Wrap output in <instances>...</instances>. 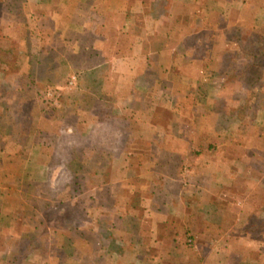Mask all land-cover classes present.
<instances>
[{
    "label": "crops",
    "instance_id": "1",
    "mask_svg": "<svg viewBox=\"0 0 264 264\" xmlns=\"http://www.w3.org/2000/svg\"><path fill=\"white\" fill-rule=\"evenodd\" d=\"M235 29L264 33V0H0V264H264V122L215 108ZM71 74L50 113L42 87ZM93 160L89 194L115 199L90 249L55 191Z\"/></svg>",
    "mask_w": 264,
    "mask_h": 264
},
{
    "label": "rangeland",
    "instance_id": "2",
    "mask_svg": "<svg viewBox=\"0 0 264 264\" xmlns=\"http://www.w3.org/2000/svg\"><path fill=\"white\" fill-rule=\"evenodd\" d=\"M227 37V41L235 42L234 48H226L223 51V60H222V66L219 68V72L213 76L214 78V84L221 85L223 87V93L224 98L218 99L216 102L215 108L219 111H221L220 116V122L225 125H230V120H235L236 117L240 118V116H244L243 118L246 119L248 116H256L258 117L257 122V129L256 133H252L254 136L255 134H258L260 124L264 122V113H259L258 110L261 109L262 106H264V33H252L248 34L245 31L242 32L240 29H235L231 33L225 35ZM20 56V60H24V56H27L21 50L18 54V57ZM249 65V66H248ZM215 66L213 65L212 68H210V71H213ZM18 71L22 69L23 71L17 72V74H20L21 79L18 78L15 82V85H18L19 87H22L24 85V88L26 87V82H23L24 80V67L22 65L17 67ZM2 73V72H1ZM75 74H71L67 76L62 83L59 85L53 86L52 83H47L42 87L41 97H38L37 100L39 103L45 102L47 99L48 101V111L50 113L55 112L56 106L60 104V101L64 99L65 97L69 96L70 91L76 86L77 83V75L76 81L73 84H69L68 80L70 77ZM44 88V89H43ZM41 89V88H40ZM50 92V96H47V93ZM58 92V93H57ZM39 94V92H38ZM231 99V100H229ZM232 99L235 100V102H232ZM230 101V102H229ZM226 103H232L231 105L227 106ZM29 107L32 106L31 100L29 99V103L27 104ZM44 109V108H43ZM256 109V110H255ZM30 110V109H29ZM225 111L228 112V115L225 114ZM253 111V112H252ZM6 114V113H5ZM2 114L0 117V122L3 124L7 123L8 115ZM230 118V119H229ZM235 124V121H234ZM232 131L234 129H231L228 127L227 129H224L222 132L225 133L226 137L231 136ZM2 132V130H1ZM126 132V131H125ZM263 133V131H262ZM78 137L77 134L74 135V137ZM79 141H83L82 137H78ZM72 138H68V140L71 142ZM67 143V142H66ZM69 146L66 145L65 148ZM122 149V147H121ZM68 150V148H67ZM89 150V146L82 147L81 146V153L82 158L83 156L87 155V152ZM101 152L102 149H99ZM105 151L109 152L111 151V146H107L104 148ZM115 149H113L114 151ZM125 150V147L123 148ZM262 155V152L260 153ZM259 154V155H260ZM264 156V155H262ZM68 157L70 155L68 154ZM87 157V156H86ZM90 165V167H89ZM107 163L103 161H91V164L89 162H83L80 161L77 163V173H79L80 177L75 178V183L77 185H74V187H77V191L74 190L73 193H71L72 190H64L65 188L56 189L57 195L61 193V196H63V199L65 201L71 200L70 198L74 196V200H77L76 204L69 208L68 210H65L63 212L62 217H64L65 223L70 221V219L78 220L81 223L80 225V235L81 238L84 239V244L87 248H96V247H106L110 245L109 237L105 234V231L103 229L104 223L101 218L104 213L102 207L109 202V200L112 202L114 201L115 197L110 198V194H106V189L104 187H101L102 189L100 192H96V194H89L88 191H90V187H100L103 186V179L101 177L94 176H87L83 177L81 176L83 173H87V170H102L107 167ZM115 168L117 169L118 166L116 163H114ZM132 166L133 165H130ZM90 169H89V168ZM130 168V167H129ZM99 173V172H98ZM97 174V173H96ZM86 175V174H85ZM110 184H114L113 182ZM66 187V185H65ZM264 197H262L263 199ZM261 199V200H262ZM93 210L89 211L88 210ZM89 212L92 213V226H89L85 221L89 218ZM58 211L56 210H48L47 215L52 217V219L56 218V214ZM50 217V218H51ZM112 218V217H111ZM85 221H83V220ZM94 219H101L99 222H94ZM85 223V224H84ZM257 223V222H256ZM54 227V226H53ZM262 227V226H261ZM95 228V229H94ZM258 227H253L252 229H255ZM94 232V234L92 233ZM253 232V231H252ZM91 233V234H90ZM190 243L192 244L193 241L190 240Z\"/></svg>",
    "mask_w": 264,
    "mask_h": 264
},
{
    "label": "built area",
    "instance_id": "3",
    "mask_svg": "<svg viewBox=\"0 0 264 264\" xmlns=\"http://www.w3.org/2000/svg\"><path fill=\"white\" fill-rule=\"evenodd\" d=\"M75 81H76V76L75 75H72L71 77H70V79L68 80V83L69 84H73V83H75ZM51 94H50V92H48L47 93V96H50Z\"/></svg>",
    "mask_w": 264,
    "mask_h": 264
},
{
    "label": "trees",
    "instance_id": "4",
    "mask_svg": "<svg viewBox=\"0 0 264 264\" xmlns=\"http://www.w3.org/2000/svg\"><path fill=\"white\" fill-rule=\"evenodd\" d=\"M249 66V65H248Z\"/></svg>",
    "mask_w": 264,
    "mask_h": 264
}]
</instances>
